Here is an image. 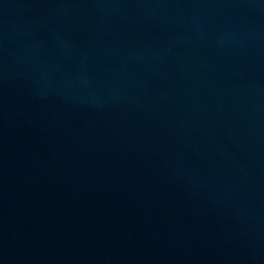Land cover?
Wrapping results in <instances>:
<instances>
[{
  "label": "water",
  "instance_id": "water-1",
  "mask_svg": "<svg viewBox=\"0 0 264 264\" xmlns=\"http://www.w3.org/2000/svg\"><path fill=\"white\" fill-rule=\"evenodd\" d=\"M0 264H264V0H0Z\"/></svg>",
  "mask_w": 264,
  "mask_h": 264
}]
</instances>
